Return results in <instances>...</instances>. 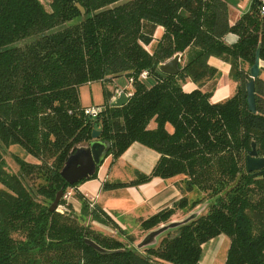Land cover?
Here are the masks:
<instances>
[{"label":"trees","instance_id":"16d2710c","mask_svg":"<svg viewBox=\"0 0 264 264\" xmlns=\"http://www.w3.org/2000/svg\"><path fill=\"white\" fill-rule=\"evenodd\" d=\"M230 1L0 0V264H198L202 245L219 235L229 242L224 264H264V170L245 168L252 143L264 158L261 73L254 80V113L246 103L258 48L264 63V12L262 0H249L248 11L231 23ZM228 34L233 43L225 41ZM175 55L179 72H160L158 65ZM210 57L229 65L236 84L235 93L217 103L210 102L219 77L207 64ZM122 77L132 79L131 97L109 107L108 88ZM187 81L197 89L183 92ZM94 82L106 101L91 118L79 91ZM94 129L109 143L112 159L133 143L158 154L150 174L135 184L179 178L183 197L142 220L141 232L167 224L187 207L188 195L199 198L182 216L208 202L206 212L142 251L132 247V236L123 243L80 226L62 199L65 212H50L59 190L82 182L68 186L59 172ZM12 148L36 163L15 155L18 172H8L4 154ZM78 198L83 216L110 223L100 208Z\"/></svg>","mask_w":264,"mask_h":264},{"label":"crops","instance_id":"0c3cea01","mask_svg":"<svg viewBox=\"0 0 264 264\" xmlns=\"http://www.w3.org/2000/svg\"><path fill=\"white\" fill-rule=\"evenodd\" d=\"M249 2L245 0V5H241L237 3V0L230 1L228 12L231 23L248 11ZM235 40L236 37L232 34L225 36V41L228 43H233ZM207 64L219 73L210 102L217 103L231 97L235 93L236 84L229 79V65L215 57H210ZM262 64L264 63L261 62ZM262 69L260 78L264 80V68L262 67ZM108 89L111 92L110 98L113 97L117 89L126 93L132 91V87L128 85L125 77L114 80L113 86ZM195 89H197V85L190 81L182 86L185 93H190ZM105 101L104 98V103ZM80 105L84 108L94 107L93 105L84 106L81 101ZM158 157L155 151L139 143L131 144L116 159L107 156L96 169L93 178L84 180L76 187H72L74 196L70 204L75 206L78 202L81 203L78 198L80 196L86 202L100 208L120 229H125L130 224H140L142 220L148 219L165 208H170L173 203L183 197L180 192V185H178L179 178L161 179L153 177L144 183H134L139 175L150 174ZM118 183L124 186H113ZM177 212L179 210L173 216L177 215ZM226 245V238L222 235L203 244L198 264H224Z\"/></svg>","mask_w":264,"mask_h":264},{"label":"water","instance_id":"95a60500","mask_svg":"<svg viewBox=\"0 0 264 264\" xmlns=\"http://www.w3.org/2000/svg\"><path fill=\"white\" fill-rule=\"evenodd\" d=\"M81 13L83 10L80 6L76 5ZM180 56L175 55L170 60L159 64L158 70L164 74L176 75L179 72L178 63ZM260 69H262L261 61L259 59V48L255 51L253 65L249 68V81L246 84V103L248 110L252 113L255 112L254 104V80L259 76ZM131 94L124 92L123 90H115L113 97L109 99V107H122L126 105L130 99ZM100 132L96 129L91 131L90 141L86 146L74 148L67 160L64 162L59 175L68 186H73L81 181L88 180L96 173V169L102 164L107 157L109 150V143L99 139ZM245 168L248 173L259 172L264 170V158L257 156L255 150V144H251V150L247 153L245 158ZM63 197V190H59L53 202L49 207L50 212L56 211L60 200ZM204 211V206L196 208L190 212L179 222H171L148 232L143 240L138 244V248H145L147 246H153L157 237H160L166 230L171 231L179 226H182L193 219L199 217ZM151 242V243H150ZM85 244L93 248L99 253H105L99 246L90 240H85ZM148 244V245H147ZM148 248V247H147Z\"/></svg>","mask_w":264,"mask_h":264},{"label":"rangeland","instance_id":"374dc122","mask_svg":"<svg viewBox=\"0 0 264 264\" xmlns=\"http://www.w3.org/2000/svg\"><path fill=\"white\" fill-rule=\"evenodd\" d=\"M41 2L46 4L45 0H41ZM237 3L241 4V5H243V4L245 5V0H237ZM262 67L264 68V64H262ZM79 97H80L81 104L84 105V106L93 105L94 107L100 108L101 106L104 105V96H103V93H102V86L98 82H94V83H91V84H88V85H83L80 88ZM15 155H17L18 157L24 159L28 163H32V164L36 163V160H34V159H32V158H30L28 156L26 157L22 153V151L17 150L16 148H12L9 153H7L6 155L4 154V160L6 162V169L10 173L16 174L18 172V167L13 161V157ZM67 191H69L71 193L72 189L69 188V187L66 188L63 191V195ZM73 196H74V193L72 192V195L68 199H64L65 202H66L65 203L66 205L70 204ZM186 198H188V200H189L187 207L185 209H183L182 211L177 212V215L175 214V216H172L173 218L168 223L179 222L183 218H185L186 215H188L190 212L194 211L196 208H201L202 206H204V211L202 212V214L206 212V210L208 208V202H204L203 204H200L198 207H196L192 211H190V212H188V213H186V214H184L182 216L181 215L182 212L185 213V211L190 206L191 202L197 200L199 198V195L193 194V195H191L189 197L186 196ZM69 206H68V212H72L71 218L73 220H75L76 223L79 224L80 226L89 227L95 233H98V234L106 236V237H112V238L117 239V240H119V241H121L123 243H127V237H125V236H132L135 239V242H134L132 247L136 248V250H138V251H142V249H144V248H138L137 246L143 240V238L148 234V232L147 233L141 232L138 223L130 224L129 226H126L125 229H121L122 232H124V235H122V233H120L117 229H115V227H113L114 224H112L111 221H110V223H107V224H100V223H98L96 221H93L90 217L83 216L81 214L82 203L78 202V204L75 205V206H72V203H71ZM59 207H63V206L58 205V207L56 209V212L64 213L65 212L64 207L63 208H59ZM105 222H107V221H105ZM162 226H166V224L160 225L158 228H160ZM156 229H154V230H156ZM167 232H169V231L166 230L160 237H157L153 246L149 245L147 247H155V246H157L158 242L161 239V237H163ZM226 241H227V245H226L225 249L228 248V244H229L227 238H226ZM147 247H145V248H147Z\"/></svg>","mask_w":264,"mask_h":264},{"label":"built area","instance_id":"2783aa9c","mask_svg":"<svg viewBox=\"0 0 264 264\" xmlns=\"http://www.w3.org/2000/svg\"><path fill=\"white\" fill-rule=\"evenodd\" d=\"M260 11H261V13L264 12V0H262V5H261V8H260ZM146 78H147V72L144 71V72H142L140 74L139 79L140 80H146ZM127 83H128L129 86H132V79H128ZM99 113H100V108H97V107H87V108L84 109V114L86 116L91 117V118L96 117ZM71 195H72V191H71V193L69 191L65 192L63 197H62V200L68 199ZM59 208H63V207H59Z\"/></svg>","mask_w":264,"mask_h":264}]
</instances>
